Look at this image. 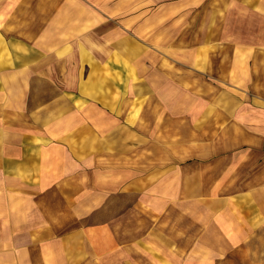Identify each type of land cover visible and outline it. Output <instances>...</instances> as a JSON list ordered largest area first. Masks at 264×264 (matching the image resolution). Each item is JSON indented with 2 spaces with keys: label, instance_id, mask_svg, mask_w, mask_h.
<instances>
[{
  "label": "rangeland",
  "instance_id": "1",
  "mask_svg": "<svg viewBox=\"0 0 264 264\" xmlns=\"http://www.w3.org/2000/svg\"><path fill=\"white\" fill-rule=\"evenodd\" d=\"M260 90L264 0H0V264H264L204 192Z\"/></svg>",
  "mask_w": 264,
  "mask_h": 264
},
{
  "label": "crops",
  "instance_id": "2",
  "mask_svg": "<svg viewBox=\"0 0 264 264\" xmlns=\"http://www.w3.org/2000/svg\"><path fill=\"white\" fill-rule=\"evenodd\" d=\"M252 111L241 116L242 146L227 153L228 161H240L231 164L225 177L238 180L239 184L245 186H240L233 192L214 194L212 192L215 186L208 180V186L205 185L207 187L204 188L205 193L213 195L210 200L225 201V215H216L214 224L223 225L225 231L231 234V241L236 240V232L255 233L259 237L264 235V93H261V90ZM229 207L237 209V213L232 211L229 214ZM238 226L241 229H238ZM246 239H252V235L246 236L244 240Z\"/></svg>",
  "mask_w": 264,
  "mask_h": 264
}]
</instances>
